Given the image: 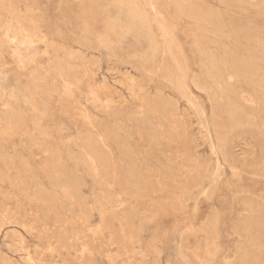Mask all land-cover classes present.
I'll return each mask as SVG.
<instances>
[{"label": "rangeland", "instance_id": "1", "mask_svg": "<svg viewBox=\"0 0 264 264\" xmlns=\"http://www.w3.org/2000/svg\"><path fill=\"white\" fill-rule=\"evenodd\" d=\"M198 1L264 37V0ZM173 2L146 5L151 30L128 32L110 54L97 38L110 0H0V264H240L243 247L264 263V226L253 229L256 254L243 232L244 203L264 209V92L211 79L200 30ZM148 33L160 48L153 59ZM210 34L218 56L234 48ZM241 43L243 59L264 63V48Z\"/></svg>", "mask_w": 264, "mask_h": 264}, {"label": "bare ground", "instance_id": "2", "mask_svg": "<svg viewBox=\"0 0 264 264\" xmlns=\"http://www.w3.org/2000/svg\"><path fill=\"white\" fill-rule=\"evenodd\" d=\"M91 1V0H90ZM160 0H110V5H112L113 7V11H110L108 9L105 8V6H103V4L101 5V9L104 11L103 13L104 14V32L102 33H96L97 34V38L100 40V44H102L108 51V53L110 54H113L117 45L123 40L125 39V35L128 33V32H132L134 33L135 36H141V38L143 37L142 35L144 33H147L148 28H149V24H148V16H147V10H146V5H150V6H153L154 3H157L159 2ZM163 1V0H161ZM173 1V0H172ZM202 1V0H201ZM231 1V0H230ZM223 2V1H222ZM227 2V1H225ZM229 2V1H228ZM164 3H168L167 2H164ZM160 4V3H159ZM162 4V3H161ZM175 7V10L176 12L175 13H178V14H181V15H184L186 17H188L189 19H191L192 21H194L195 23V26L197 28H199L200 30V33L201 35L198 36L196 33L193 35L194 37V42H195V46H196V49L198 50L197 52H199L202 56V63L204 64V66L206 67V70L208 72V75H210V78L211 79H214L216 81V83H220L221 81H225V80H230L232 78L234 79H239V78H242L244 80H246L249 84H251L254 88H257L258 90L264 92V63H260V62H257L256 61V57H254V55L250 54V59L248 60H245L243 59L239 54H238V51L236 49V47L238 45H242V40H244L245 42H253L254 45H256V47H260L261 49L264 48V37L261 33V31L256 27V25L253 23V22H250V21H239V20H236L235 18H228L225 14H223L219 9H216L217 7H213V6H209V5H205L203 2L201 3L200 1L198 0H189V1H185V0H174V2L172 3ZM230 4V2H229ZM109 5V6H110ZM164 5V4H163ZM224 5V4H223ZM227 5V4H226ZM166 6V5H164ZM225 6V5H224ZM107 7V6H106ZM108 8V7H107ZM154 8V7H153ZM170 8V7H169ZM159 9V8H158ZM163 10V9H162ZM173 10V9H172ZM157 11V10H156ZM161 12V11H160ZM173 12V13H174ZM223 12H225L223 10ZM227 12V11H226ZM174 13V14H175ZM159 14H162V13H159ZM177 14V15H178ZM154 15V14H153ZM164 16H167L165 15L164 13L162 14ZM173 15V14H172ZM176 15V16H177ZM174 16V15H173ZM175 17V16H174ZM159 18V17H158ZM177 18H179L177 16ZM187 18V19H188ZM161 19V18H160ZM179 20V19H178ZM182 20V19H181ZM158 22V21H157ZM169 22V21H168ZM160 25V24H159ZM158 25V26H159ZM167 25V24H166ZM193 25V24H192ZM168 26V25H167ZM151 27V26H150ZM150 29V28H149ZM194 29V27H193ZM151 30V29H150ZM192 30V29H191ZM205 30V31H204ZM86 31H89V30H86ZM151 32V31H150ZM199 33V32H198ZM214 34L215 36H225V37H228L231 39V41L233 42V45H234V48L232 47L231 49H227L226 47H223L222 45V54H220L219 56L213 52L212 50H210L209 48H207V45H206V42H210L212 43V39H210V36L209 34ZM129 34V33H128ZM210 34V35H211ZM149 35H152V34H149L146 36L147 37V40H148V48H147V51H146V57L149 58V59H153L155 58L156 55H158V51H159V47H158V44L157 42L154 40V38L152 36H149ZM127 36V35H126ZM191 36V35H190ZM95 37V36H94ZM192 37V38H193ZM212 37V36H211ZM218 37V38H219ZM215 39V38H214ZM219 40V39H218ZM214 42V41H213ZM216 42V41H215ZM214 42V43H215ZM216 44V43H215ZM194 45V44H193ZM192 45V47H193ZM209 45V44H208ZM244 45V44H243ZM249 45V44H248ZM247 45V46H248ZM253 45V44H252ZM251 45V46H252ZM219 46V43L218 45ZM250 46V47H251ZM215 47V46H214ZM257 47V48H258ZM219 48V47H218ZM241 48V47H240ZM243 48V47H242ZM246 48V47H245ZM253 48V47H252ZM255 48V46H254ZM215 49V48H214ZM213 49V50H214ZM244 49V48H243ZM245 50V49H244ZM251 50V49H250ZM257 50V49H256ZM255 50V51H256ZM263 50V49H262ZM247 51V50H246ZM249 51V49H248ZM254 51V50H253ZM252 51V52H253ZM254 51V52H255ZM251 52V51H250ZM135 55V54H134ZM144 55H145V51H144ZM143 55V56H144ZM141 56V55H140ZM157 57V56H156ZM200 57V56H199ZM259 57V56H258ZM141 58V57H140ZM143 58V57H142ZM121 59V58H120ZM145 59V57H144ZM147 59V60H149ZM259 59V58H257ZM142 60V59H141ZM160 60V59H159ZM162 60V59H161ZM146 61V60H145ZM145 61H143L145 63ZM153 61V60H152ZM156 61V60H155ZM263 61V59L261 60ZM147 62V61H146ZM154 63V61H153ZM158 63V62H157ZM201 64V62H199ZM164 64V63H163ZM199 64V65H200ZM138 66V65H137ZM155 66V64H154ZM157 66V65H156ZM165 66V65H164ZM203 66V65H202ZM201 66V67H202ZM200 67V68H201ZM140 68V67H138ZM165 68H169V67H166ZM156 69V67H155ZM171 69V68H170ZM161 70V69H160ZM173 70V69H172ZM202 70V69H201ZM142 71V70H141ZM165 71V70H163ZM170 71V70H169ZM169 71L167 70L166 72L169 73ZM174 71V70H173ZM167 73V74H168ZM171 74V73H170ZM169 74V75H170ZM176 74V72H175ZM165 75V74H164ZM174 75V73H173ZM202 75H204L202 73ZM168 76V75H167ZM166 76V77H167ZM178 76V75H177ZM165 77V78H166ZM206 77V75H205ZM204 77V78H205ZM170 79H172V77H170ZM169 79V80H170ZM165 80V79H164ZM178 80V79H177ZM196 80V78L194 79ZM172 82L176 81V80H170ZM181 81V79H180ZM193 81V80H192ZM203 81V80H202ZM182 82V81H181ZM246 82V83H247ZM171 83V82H170ZM183 83V82H182ZM195 84V82H193ZM197 83V82H196ZM199 83V82H198ZM185 84V83H184ZM228 84V83H227ZM199 85V84H198ZM176 86V85H175ZM179 86V85H178ZM186 86V85H184ZM197 86V85H196ZM200 86V85H199ZM188 87V86H187ZM177 89V88H176ZM179 90L182 89V87L178 88ZM188 89V88H187ZM190 89V88H189ZM185 90V89H184ZM183 90V92H184ZM227 91L229 90H232V87L231 85L228 84V87L225 89ZM181 91V90H180ZM236 91V90H235ZM259 91V92H260ZM186 92V91H185ZM190 94V93H189ZM231 94V93H229ZM234 94V92H233ZM264 94V93H263ZM182 95H184V93H182ZM186 95V94H185ZM187 96V95H186ZM191 96V95H190ZM235 97V96H234ZM147 98V97H146ZM184 98V96H183ZM188 98V97H187ZM233 99V97H231ZM230 98V99H231ZM229 99V98H228ZM227 99V100H228ZM148 100V98H147ZM144 101V100H143ZM150 101V99H149ZM189 101V100H188ZM155 102V100H154ZM164 102V101H163ZM166 102V101H165ZM233 103V102H232ZM144 104V103H143ZM159 104V103H158ZM229 104H231L229 102ZM234 104V103H233ZM146 105H148V103H146ZM152 105V104H151ZM160 105V104H159ZM167 105V104H165ZM237 105V104H236ZM145 106V105H144ZM156 106V105H154ZM169 106V105H168ZM190 106H195V105H190ZM233 106V105H232ZM230 106V107H232ZM165 107V106H164ZM198 107V106H197ZM200 107V106H199ZM235 107V106H234ZM149 108H150V105H149ZM160 108V107H158ZM202 108V107H201ZM157 109V108H156ZM165 109V108H164ZM159 110V109H158ZM162 110V109H160ZM166 110H167V107H166ZM166 110H163V111H166ZM196 110H198L196 108ZM225 111L227 109H224ZM234 110V109H233ZM199 111V110H198ZM224 111V112H225ZM229 111V110H228ZM224 112L221 113L224 115ZM232 112V111H231ZM231 112H228L231 113ZM236 112V111H235ZM200 113V112H199ZM227 113V111H226ZM198 115V114H197ZM200 115V114H199ZM198 115V116H199ZM227 116V115H225ZM224 116V117H225ZM235 117V115H233ZM146 117V116H145ZM144 117V118H145ZM230 117V116H229ZM232 117V116H231ZM217 118V117H216ZM148 118H146V121ZM227 119V118H226ZM233 119V117H232ZM145 120V119H144ZM144 120H139L140 122H143ZM215 121V120H214ZM230 121V120H229ZM233 121V120H231ZM223 122V120H222ZM222 122H221V125H222ZM235 122V121H234ZM151 125L152 123L149 122ZM226 123V120L225 122ZM234 124V123H233ZM143 126H144V123H143ZM146 127V125H145ZM155 127V126H154ZM226 127V126H225ZM157 128V126H156ZM114 130V129H113ZM118 130V128L116 129ZM147 130V129H146ZM152 130V129H150ZM153 131V130H152ZM150 131V132H152ZM109 132V131H108ZM157 132V131H155ZM160 132V130H159ZM113 133V132H112ZM118 133V132H117ZM110 134V133H109ZM146 134L148 135L149 132ZM153 134H155L153 132ZM159 134V133H158ZM162 134V133H161ZM261 134H264V133H261ZM93 135V134H92ZM111 135V134H110ZM118 135V134H117ZM151 135V134H150ZM217 135V134H216ZM91 136V134H90ZM89 136V137H90ZM152 136V135H151ZM150 136V137H151ZM160 136V135H159ZM165 136V135H164ZM172 136V135H171ZM219 136V135H218ZM224 136V134H223ZM229 135H227L228 137ZM264 136V135H262ZM262 136L260 137L261 139ZM153 137V136H152ZM167 137V136H166ZM174 137V136H173ZM220 137V136H219ZM93 138V136H92ZM159 138V137H158ZM161 138V137H160ZM163 138V137H162ZM169 138V137H168ZM167 138V139H168ZM218 138V137H217ZM225 138V136H224ZM112 139V138H111ZM118 140H120L119 138H116ZM155 139V138H154ZM153 139V140H154ZM222 139V138H221ZM83 140V139H82ZM122 140V139H121ZM157 140V139H155ZM160 140V139H158ZM157 140V141H158ZM171 140V139H170ZM169 140V141H170ZM225 141V139H222ZM229 140V139H228ZM264 140V139H263ZM90 141V140H89ZM94 141V140H93ZM125 141V140H124ZM156 141V142H157ZM161 141V140H160ZM172 141V140H171ZM218 141H221L220 139ZM119 142V141H117ZM126 142V141H125ZM124 142V143H125ZM154 142V143H156ZM226 142V141H225ZM86 143V142H85ZM120 143V142H119ZM122 143V141H121ZM259 143V142H258ZM264 143V142H263ZM94 144V143H93ZM128 144V143H127ZM213 144V143H212ZM116 145V144H115ZM114 145V146H115ZM125 145V144H124ZM256 145V144H255ZM263 146V144H261ZM83 146V145H82ZM119 146V144H118ZM129 146V145H128ZM261 146V147H262ZM120 147V146H119ZM122 147V146H121ZM211 147V146H210ZM220 147V146H218ZM218 147L217 150H218ZM225 147V146H224ZM260 147V146H259ZM213 148V146H212ZM222 148V147H221ZM110 149V148H109ZM113 149V148H111ZM119 149H122V148H119ZM220 149V148H219ZM257 149V148H256ZM117 150V149H116ZM261 150V149H260ZM222 151V150H221ZM90 152V151H89ZM131 153V151H129ZM216 152V151H215ZM94 153V152H93ZM125 153V152H123ZM221 153V152H220ZM120 154V153H119ZM126 154V153H125ZM132 155V154H131ZM225 155V154H224ZM258 157H260V151L258 150L257 151V154H256ZM58 155H56L57 157ZM108 156V154H107ZM125 156V155H124ZM129 156V155H127ZM133 156V155H132ZM131 156V157H132ZM255 156V155H254ZM54 157V156H53ZM99 157V156H98ZM109 157H111L109 155ZM60 158V157H59ZM100 158V157H99ZM104 158V157H103ZM126 158V156H125ZM257 158V157H256ZM105 159V158H104ZM109 159V158H108ZM131 159V158H129ZM133 159V158H132ZM131 159V160H132ZM135 159V158H134ZM107 160V159H106ZM105 160V161H106ZM128 160V159H127ZM50 161V160H49ZM54 161V160H53ZM57 161V159H56ZM109 161V160H108ZM123 161V160H122ZM121 161V162H122ZM125 161V159H124ZM123 161V163H124ZM133 161V160H132ZM60 162V161H59ZM114 162V161H113ZM120 162V163H121ZM264 162V161H263ZM133 163H135L133 161ZM218 163V162H217ZM100 164V163H99ZM98 164V165H99ZM103 164V163H102ZM109 164V163H108ZM119 164V163H118ZM127 164V163H126ZM129 165H132V163H128ZM60 165V164H58ZM110 165V164H109ZM121 165V164H120ZM134 165V164H133ZM132 165V166H133ZM220 165V164H219ZM102 166V165H101ZM126 166V165H125ZM135 166V165H134ZM218 166V164H217ZM216 166V167H217ZM56 167H59V166H56ZM62 165L60 166V169H61ZM104 167V165H103ZM102 167V168H103ZM107 167V166H106ZM105 167V168H106ZM123 168V166H121ZM130 167V166H129ZM46 168H47V165H46ZM50 168H53L50 167ZM65 168V166L63 167ZM62 168V169H63ZM70 168V167H69ZM95 168V167H94ZM109 168V167H108ZM111 168V167H110ZM114 168V167H113ZM218 168V167H217ZM59 169V170H60ZM61 169V170H62ZM129 169V168H128ZM138 169V168H137ZM211 169V168H210ZM54 170V169H53ZM58 170V168H57ZM56 170V171H57ZM101 170V169H100ZM135 170V169H134ZM20 171V170H19ZM50 171V170H49ZM52 171V170H51ZM102 171V170H101ZM110 171V170H109ZM125 171V170H124ZM137 171V170H136ZM135 171V172H136ZM61 172V171H60ZM105 172V171H104ZM141 172V171H140ZM64 173V172H62ZM68 173V172H66ZM110 173V172H109ZM128 173V171H127ZM130 173V172H129ZM132 173V172H131ZM134 173V172H133ZM50 174V173H49ZM72 174V173H71ZM135 174V173H134ZM138 174V173H137ZM136 174V176H137ZM143 174V173H142ZM141 174V175H142ZM200 174V173H198ZM204 174V173H203ZM53 175V174H52ZM145 175V174H144ZM202 175V174H201ZM20 176V175H19ZM63 176V175H62ZM68 176V175H67ZM72 176H74V174H72ZM108 176V175H107ZM131 176V175H130ZM133 176V175H132ZM205 175H203V178ZM23 177V175H22ZM55 178V176H53ZM59 177V176H58ZM66 176L64 175L63 178H65ZM71 177V176H70ZM69 177V178H70ZM111 177V176H110ZM113 177V175H112ZM111 177V178H112ZM115 177V176H114ZM113 177V178H114ZM126 177V176H125ZM141 177H144V176H141ZM201 177V176H200ZM62 178V177H60ZM136 178V177H135ZM139 178V177H138ZM147 178V177H146ZM207 178V177H206ZM16 179V178H15ZM26 179V178H25ZM53 179V178H52ZM56 179V178H55ZM58 179V178H57ZM201 179V178H200ZM199 179V180H200ZM20 180H21V177H20ZM60 180V179H58ZM74 180V179H73ZM133 180V179H132ZM140 180V179H138ZM17 181V180H15ZM76 181V180H75ZM145 181V179H144ZM23 182V181H22ZM25 182V181H24ZM57 182V181H56ZM59 182V181H58ZM68 182V181H67ZM128 182H130L128 180ZM132 182V181H131ZM134 182V181H133ZM140 182V181H139ZM143 183V180L141 181ZM18 183V182H17ZM60 183V182H59ZM58 183V184H59ZM63 183V182H62ZM121 183V182H120ZM147 183V182H146ZM23 184V183H22ZM26 184V183H25ZM52 184V183H51ZM67 184V183H66ZM74 184V183H72ZM119 184V183H118ZM131 184V183H130ZM129 184V185H130ZM208 184H209V181H208ZM20 185V184H19ZM53 185V184H52ZM137 185V184H136ZM147 185V184H146ZM65 186V185H64ZM135 186V185H134ZM141 186V185H140ZM55 187V186H54ZM63 188V186H61ZM66 187V186H65ZM138 187V185L136 186ZM145 187V186H144ZM23 188V187H22ZM25 188V187H24ZM69 188H71V185H69ZM76 188L78 189V187H75V190ZM51 190V189H50ZM68 190V189H67ZM41 191V190H40ZM46 191V190H45ZM44 191V192H45ZM70 191V190H69ZM71 191H73L71 189ZM49 192V191H48ZM79 192V191H78ZM39 193V192H38ZM47 193V192H46ZM45 193V194H46ZM70 193V192H69ZM72 193V192H71ZM74 193V192H73ZM37 194V193H36ZM76 194H77V191H76ZM80 194V193H79ZM53 194L51 193L50 196H52ZM72 195V194H71ZM78 195V194H77ZM47 196V194H46ZM49 196V197H50ZM56 196V195H55ZM67 196H70L67 194ZM73 196V195H72ZM145 196V195H144ZM38 197H39V194H38ZM77 197V196H74L73 198L71 197V199L74 200V198ZM45 198V197H44ZM47 198V197H46ZM58 198V197H57ZM70 198V197H69ZM38 199V198H36ZM42 200V199H41ZM40 200V202H41ZM47 200V199H46ZM56 200V198H55ZM76 200V198H75ZM37 201V200H35ZM48 201V200H47ZM50 202V201H49ZM74 202V201H73ZM79 202V201H78ZM53 203H56V202H53ZM52 203V204H53ZM50 204V203H49ZM79 204V203H78ZM246 204L247 206V210L250 212V216L248 217L247 215V219H245L244 221V227H243V232H244V237L246 240H249L251 241L250 242V245H249V248L252 247V252L249 253V254H256L255 251L257 250V248L259 247L258 243L259 241L256 240V239H253L255 234L254 233L255 231H253L254 228H257V230L260 232L259 234H261V231L260 229L263 228L264 226V209L260 208V207H255L254 205H252L251 203L249 202H246L244 203V205ZM41 205H42V202H41ZM44 205V204H43ZM56 205V204H55ZM54 205V206H55ZM84 205V204H82ZM50 206V205H49ZM54 206H53V209H54ZM57 206V205H56ZM55 206V207H56ZM41 207V206H40ZM52 207V206H50ZM42 208V207H41ZM48 208V207H47ZM84 208V206H83ZM82 208V209H83ZM246 208V207H245ZM46 209V207H45ZM47 211V210H46ZM55 213V212H54ZM246 216V215H245ZM157 214L155 213H152L150 215H147L145 216L144 218L148 219V220H154L156 219ZM143 219V218H142ZM151 222V221H150ZM154 222V221H153ZM208 223V222H207ZM255 224V225H254ZM143 225V224H141ZM149 225V224H148ZM207 225V224H205ZM159 226V225H158ZM208 226V225H207ZM142 228V227H141ZM209 230L213 231L215 233V218H212L211 221H210V225L208 227ZM262 231H264L262 229ZM166 232V231H165ZM257 232V231H256ZM261 236V235H260ZM160 238V228L159 227H154L153 228V231H152V234H151V243H156L155 241L156 240H159ZM150 243V244H151ZM150 246V245H149ZM245 249H248L246 247H243L241 249V252L240 253V256L242 258V261L240 262V264H260L258 261H254V260H248L247 257L245 256H248V250H245ZM242 254V255H241ZM183 255V254H182ZM250 256V255H249ZM185 257V255H184ZM245 257V259L243 258ZM257 259V258H255ZM182 260V259H181ZM259 260V258H258ZM183 262L179 263L178 261H176L175 259L169 257L167 258L166 260V264H187V261H185L184 259L182 260ZM250 261V262H248ZM239 264V263H238ZM262 264V263H261ZM264 264V263H263Z\"/></svg>", "mask_w": 264, "mask_h": 264}]
</instances>
